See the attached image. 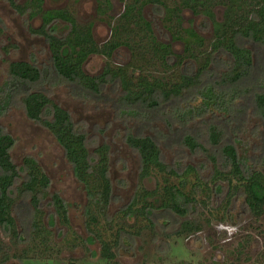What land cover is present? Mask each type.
<instances>
[{"label": "trees", "instance_id": "trees-1", "mask_svg": "<svg viewBox=\"0 0 264 264\" xmlns=\"http://www.w3.org/2000/svg\"><path fill=\"white\" fill-rule=\"evenodd\" d=\"M1 1L21 15L41 18V25L32 27L31 32L45 38L49 58L42 67L35 59L8 64L7 78L0 86V112L14 100L61 145L87 194L83 211L86 241H99L103 259L117 264V253L126 242L133 243L142 229L152 230L154 237L172 235V215L180 219L174 234L198 232L197 223L188 219L197 214L198 191L205 198L222 197L225 192L224 215L237 203L255 217L263 214L264 0H179L174 6H167L164 0H134L126 5L119 23L112 27V38L103 45L95 42L91 24H80L65 8L45 9L44 0ZM99 1V12L106 11L101 2L112 7L110 0ZM148 3L161 8L168 20L177 17L178 25L179 13L189 9L203 18L201 27L211 29V39L207 41L193 27L177 29L172 24L170 30L184 45L182 53H175L171 43L158 39L150 21L143 17L142 8ZM216 5L223 7L220 20ZM58 21L70 26L67 35L54 33ZM2 32L0 26V36ZM121 45L142 58L148 54V63L156 62L161 70L130 64L107 65L94 76L85 72L83 63L90 54L111 57ZM45 82L65 87L75 97L109 106L117 119L138 125L137 131L127 125L123 136L139 164L138 187L117 212L120 221L109 212L116 199L110 177V146L101 143L90 151L86 134L77 129L70 112L42 88ZM106 86H110L107 92ZM157 120L169 133L155 125ZM196 124L204 127L193 131ZM148 126L171 144L178 142L191 154H204L206 161L198 166L165 162L155 139L158 136L140 131ZM14 144L15 138L0 126V228L11 234L9 242L0 237V264L33 257L52 240V227L58 223L70 227L67 201L58 192H50L51 178L35 157L24 156L20 165L13 161L10 152ZM208 162L210 172L203 177L199 168ZM151 176L156 177V185L148 189L141 181ZM222 182L227 184L226 191ZM28 209L32 245L18 253L15 248L24 235L15 216L22 223Z\"/></svg>", "mask_w": 264, "mask_h": 264}, {"label": "rangeland", "instance_id": "rangeland-1", "mask_svg": "<svg viewBox=\"0 0 264 264\" xmlns=\"http://www.w3.org/2000/svg\"><path fill=\"white\" fill-rule=\"evenodd\" d=\"M16 1L24 3L26 0ZM110 1L111 8L104 2L100 4L103 5L105 12L98 11L99 0H44L43 7L45 9L65 8L80 24L91 22L95 40L102 43L110 37L112 26L119 23L120 15L124 12L126 5L134 0ZM164 2L167 6H174L179 0H164ZM214 11L217 19L220 20L223 7L216 5ZM179 14L180 25L177 24V17L166 19L165 12L163 14L161 8H155L151 3L142 8V15L150 21L155 36L161 41L171 43L175 53H182L184 45L181 39L174 37L169 27L172 24L177 29L193 27L207 41L211 39V29L201 27L203 20L201 16L195 15L189 9H183ZM40 23L39 16L29 18L27 14L21 15L7 2L0 1V26L3 29L0 36V86L7 78L8 64L11 61L35 59L39 67L48 61L49 48L43 36L31 32V28L38 27ZM69 28L66 22L58 21L55 22L54 32L56 35L63 36ZM148 59V54L142 58L136 51L132 54L131 50L124 45L117 48L110 59L92 55L83 63V69L91 75L102 73L106 64L112 66L137 64L145 69L161 70L160 65L156 62L150 64ZM45 83L42 88L47 91L50 98L66 108L77 129L86 134L90 151L101 143H107L110 146V177L116 199L111 203L109 212L117 220V212L130 200L138 187V156L123 140L127 125L136 131L138 125L134 121L127 120L126 124L124 120L117 119L114 116V110L109 106L94 103L90 98L85 99L83 96L75 97L65 87ZM109 87L106 86L105 92L109 90ZM33 88L37 89L36 86ZM8 107L7 110L2 109L0 112V126L15 138V144L10 152L13 161L20 165L24 156H33L38 160L51 178L50 192H58L69 204L70 227L67 228L58 223L55 228H51L52 240L45 249L42 247L40 252L24 261L13 258L6 264H110L100 255L99 241L92 243L86 241L88 233L83 211L87 194L83 185L73 174L72 167L64 156L63 148L43 125L30 120L22 107L14 100ZM155 125L161 131L169 133L161 121L157 120ZM198 127L204 126L196 124L192 130L196 131ZM140 131L153 137L158 136L155 139L161 147L162 158L169 164L180 162L184 166L187 163L198 166L202 161H206L204 154H191L189 150L179 146L178 142L171 144L161 138L160 134L157 135V131L150 126L143 127ZM176 136L179 137V135ZM243 146V149H246L247 146ZM209 166L208 162L199 168L203 177H207L210 172ZM141 184L152 189L156 185V177L146 178L141 181ZM222 185L223 190L226 191L227 184L222 182ZM189 189L190 187H187V190ZM225 194L224 192L222 197L219 195L205 198L206 196L198 191L195 195L199 203L197 214L188 216V219L197 223L200 229L198 232L174 234L173 231L180 219L172 215L173 224L169 228V232L172 230V235L166 236L159 233L157 237H154L155 232L142 229L133 243L126 242L127 245L120 249L115 259L116 263L264 264V212L261 216L255 217L237 203L230 206L224 215ZM23 203L27 204V200ZM24 213L23 224L15 216L20 233L24 235V240L18 241V248H15L18 253L32 245L29 226H27L29 221L26 219L29 216V209ZM223 216L224 220H222ZM45 221L47 222V218ZM130 222L134 221L130 220ZM62 231L65 234H62ZM0 237L9 242L10 231L0 228ZM30 255L32 256L33 253L31 252Z\"/></svg>", "mask_w": 264, "mask_h": 264}, {"label": "flooded vegetation", "instance_id": "flooded-vegetation-1", "mask_svg": "<svg viewBox=\"0 0 264 264\" xmlns=\"http://www.w3.org/2000/svg\"><path fill=\"white\" fill-rule=\"evenodd\" d=\"M0 1H1V0H0ZM16 12H17V11H16ZM17 13H18V12H17ZM29 18H30V17H29ZM40 19H41V18H40ZM41 23H42V21H41ZM41 23H40V25H41ZM87 24H91V28H92V25H93V24H92L91 22H89V23H87ZM40 25H39V26H40ZM84 25H85V24H84ZM39 26H38V27H39ZM113 26H114V25H113ZM113 26H112V27H113ZM69 29H70V28H69ZM54 33H55V32H54ZM67 33H68V32H67ZM67 33H66L65 35H67ZM92 33H93V31H92ZM65 35H63V36H65ZM59 36H61V35H59ZM43 38H44V37H43ZM93 38H94V35H93ZM110 38H112V28H111V34H110V37H109L106 41H104V42H102V43H99V42H97V41L95 40V38H94V40H95V42H96L98 45H103V44L106 43L108 40H110ZM44 40H45V38H44ZM121 46H124V45H121ZM119 47H120V46H119ZM119 47H118V48H119ZM116 50H117V49H115V51H116ZM115 51H114V52H115ZM114 52H113V53H114ZM113 53H112V55H113ZM92 55H100V56L106 57V56L103 55V54H96V53H92V54H90L89 57H91ZM112 55H111V57H112ZM89 57H88V58H89ZM111 57H106V58H107V59H110ZM88 58H87V59H88ZM87 59H86V60H87ZM107 65H110V64H106V65L104 66L103 70L105 69V67H106ZM110 66H112V65H110ZM117 66H121V65H117ZM112 67H114V66H112ZM102 72H103V71H102ZM86 73H87V72H86ZM87 74H88V73H87ZM90 75H91V74H90ZM96 75H99V74H96ZM92 76H94V75H92Z\"/></svg>", "mask_w": 264, "mask_h": 264}]
</instances>
